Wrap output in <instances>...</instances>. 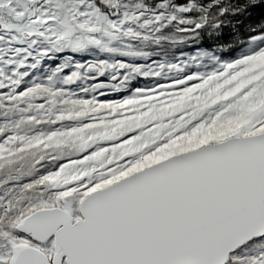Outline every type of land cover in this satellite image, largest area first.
Masks as SVG:
<instances>
[{
	"label": "snow or ice",
	"instance_id": "1",
	"mask_svg": "<svg viewBox=\"0 0 264 264\" xmlns=\"http://www.w3.org/2000/svg\"><path fill=\"white\" fill-rule=\"evenodd\" d=\"M260 45L161 85L182 99L118 121L100 152L82 145L76 175L67 164L43 177L57 191L16 221L10 264H52L49 252L56 264H264Z\"/></svg>",
	"mask_w": 264,
	"mask_h": 264
},
{
	"label": "rangeland",
	"instance_id": "2",
	"mask_svg": "<svg viewBox=\"0 0 264 264\" xmlns=\"http://www.w3.org/2000/svg\"><path fill=\"white\" fill-rule=\"evenodd\" d=\"M233 5L0 0V255L9 264L16 221L41 201H53L57 191L40 183L43 177L67 164L76 175L82 145H96L100 152L99 138L119 127L118 121L142 116V110L166 111L182 99L161 85L211 72L264 42L263 30L240 44ZM250 30L247 24L241 32ZM127 99L135 103L120 106ZM99 166L90 163L85 171L91 175Z\"/></svg>",
	"mask_w": 264,
	"mask_h": 264
},
{
	"label": "trees",
	"instance_id": "3",
	"mask_svg": "<svg viewBox=\"0 0 264 264\" xmlns=\"http://www.w3.org/2000/svg\"><path fill=\"white\" fill-rule=\"evenodd\" d=\"M234 2V7L238 10L235 15L233 23V29L235 30V36H239L238 40L241 42V45H245L247 40L259 32H263L262 29L256 30L257 26L264 23V0H260L253 5H249V0H228ZM247 5V6H246ZM243 11L241 14L239 11ZM251 28L250 32L242 33L243 25H247ZM225 29V28H224ZM225 31V30H224ZM227 39V38H226Z\"/></svg>",
	"mask_w": 264,
	"mask_h": 264
},
{
	"label": "water",
	"instance_id": "4",
	"mask_svg": "<svg viewBox=\"0 0 264 264\" xmlns=\"http://www.w3.org/2000/svg\"><path fill=\"white\" fill-rule=\"evenodd\" d=\"M12 254H13V251H12ZM49 259L52 261V264H56V257H55V253L54 252H52V255L50 256Z\"/></svg>",
	"mask_w": 264,
	"mask_h": 264
},
{
	"label": "built area",
	"instance_id": "5",
	"mask_svg": "<svg viewBox=\"0 0 264 264\" xmlns=\"http://www.w3.org/2000/svg\"><path fill=\"white\" fill-rule=\"evenodd\" d=\"M11 251H12V248H11V245H10V242H9V250H8V252L11 253Z\"/></svg>",
	"mask_w": 264,
	"mask_h": 264
}]
</instances>
